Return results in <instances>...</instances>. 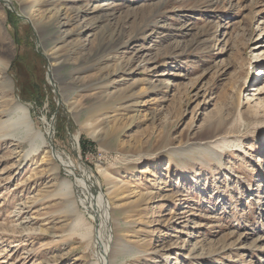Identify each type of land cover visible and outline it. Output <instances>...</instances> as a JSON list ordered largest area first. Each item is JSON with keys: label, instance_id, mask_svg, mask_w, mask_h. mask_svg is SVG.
I'll return each instance as SVG.
<instances>
[{"label": "rangeland", "instance_id": "1", "mask_svg": "<svg viewBox=\"0 0 264 264\" xmlns=\"http://www.w3.org/2000/svg\"><path fill=\"white\" fill-rule=\"evenodd\" d=\"M3 1L0 264H264V0Z\"/></svg>", "mask_w": 264, "mask_h": 264}, {"label": "bare ground", "instance_id": "2", "mask_svg": "<svg viewBox=\"0 0 264 264\" xmlns=\"http://www.w3.org/2000/svg\"><path fill=\"white\" fill-rule=\"evenodd\" d=\"M1 1L4 3L3 0H1ZM80 13H81V11H79L78 15H80ZM33 23L35 25V28L39 30V28L41 26L38 24V22L35 21ZM53 67L54 66L51 64V67H50L51 72L54 71ZM5 72H7V71H5ZM52 76L54 77V75H52ZM19 107H20V109H22L23 114H25L27 125L31 129H34V126L31 122L29 109L25 105H23L22 103H19ZM35 138L40 139L42 144H44L45 146L50 145V139L48 140L39 131L37 132ZM74 145L76 148L78 147V140L74 141ZM51 153L53 154L52 156L56 155L52 151H51ZM55 159H57L58 162H61V165H63L65 168H68L69 170H70V168H72L71 167L72 163H69V162L67 163V162L63 161L59 155H58V157L55 156ZM73 167H75V166H73ZM68 172L71 173V170ZM262 179H264V175L262 176ZM98 185H99V183L96 182L94 175L90 172L83 174L81 176V179H78L76 181V183H70V181L68 183V187L70 188V190H74V191L76 190L77 194H79L82 197V199L80 201L76 200L77 203L82 204L84 210L87 213H89V215H91V218H93L94 220H96L99 223L98 234H97L98 240H96V245L99 249L98 255H99L100 259L103 261L104 260L106 261V258L111 260L112 254L114 253L113 252V242H114L113 231L111 230V226H110L111 222H112V208L110 207V205L106 201L105 195L102 193V191L100 190V187ZM92 192H95L96 195L93 196ZM87 196H89V197H87ZM121 249L123 250L124 247L122 246Z\"/></svg>", "mask_w": 264, "mask_h": 264}, {"label": "water", "instance_id": "3", "mask_svg": "<svg viewBox=\"0 0 264 264\" xmlns=\"http://www.w3.org/2000/svg\"><path fill=\"white\" fill-rule=\"evenodd\" d=\"M51 142H52V140L50 139V144L52 145V143H51Z\"/></svg>", "mask_w": 264, "mask_h": 264}]
</instances>
